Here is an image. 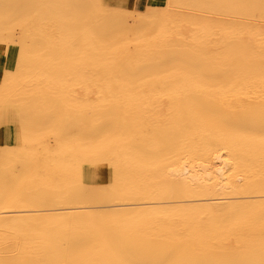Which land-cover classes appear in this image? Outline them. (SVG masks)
<instances>
[{"label": "bare ground", "instance_id": "obj_1", "mask_svg": "<svg viewBox=\"0 0 264 264\" xmlns=\"http://www.w3.org/2000/svg\"><path fill=\"white\" fill-rule=\"evenodd\" d=\"M261 18L0 0V264H264Z\"/></svg>", "mask_w": 264, "mask_h": 264}, {"label": "rangeland", "instance_id": "obj_2", "mask_svg": "<svg viewBox=\"0 0 264 264\" xmlns=\"http://www.w3.org/2000/svg\"><path fill=\"white\" fill-rule=\"evenodd\" d=\"M119 1L122 2V4L124 3V6H125L126 9L134 10V11H137V12H144L145 11V8L147 6H151L154 3L155 0L154 1L153 0H146V4L142 8V10L141 9H136V8L133 7V0H119ZM234 16L237 17V18H235ZM232 18L239 19L240 17H238L236 15H233ZM261 19H264V18H261ZM3 50H4V46L3 45H0V52H1V54H2ZM40 81H41V83H43L42 81H44V80H40ZM45 81H47V80H45ZM45 83H48V82H45Z\"/></svg>", "mask_w": 264, "mask_h": 264}, {"label": "crops", "instance_id": "obj_3", "mask_svg": "<svg viewBox=\"0 0 264 264\" xmlns=\"http://www.w3.org/2000/svg\"><path fill=\"white\" fill-rule=\"evenodd\" d=\"M145 4H146V0H133V7L136 9H142L145 6Z\"/></svg>", "mask_w": 264, "mask_h": 264}]
</instances>
